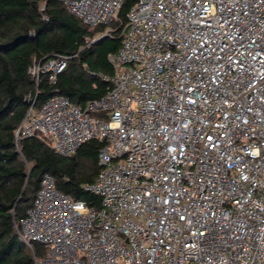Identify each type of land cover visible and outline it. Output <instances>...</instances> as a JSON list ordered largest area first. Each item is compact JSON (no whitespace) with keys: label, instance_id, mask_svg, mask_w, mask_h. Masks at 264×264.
<instances>
[{"label":"built area","instance_id":"2783aa9c","mask_svg":"<svg viewBox=\"0 0 264 264\" xmlns=\"http://www.w3.org/2000/svg\"><path fill=\"white\" fill-rule=\"evenodd\" d=\"M57 1L91 29L124 3ZM68 60L29 74L55 83ZM109 61L106 96L34 99L16 131L63 157L105 144L85 187L100 208L43 176L17 226L34 264H264V0H138Z\"/></svg>","mask_w":264,"mask_h":264},{"label":"trees","instance_id":"16d2710c","mask_svg":"<svg viewBox=\"0 0 264 264\" xmlns=\"http://www.w3.org/2000/svg\"><path fill=\"white\" fill-rule=\"evenodd\" d=\"M137 1L124 0L118 21L91 29L57 0H0V264H34L17 226L32 207L45 174L73 200L100 208V198L85 187L98 177L104 143L91 140L63 157L36 137L16 141V131L34 99L37 109L56 95L85 109L107 95L111 83L106 78L114 73L109 55L120 50L123 25ZM108 29L109 36L91 43ZM60 56L69 60L56 82L42 75L37 85L29 69ZM45 253L34 245L37 258Z\"/></svg>","mask_w":264,"mask_h":264},{"label":"water","instance_id":"95a60500","mask_svg":"<svg viewBox=\"0 0 264 264\" xmlns=\"http://www.w3.org/2000/svg\"><path fill=\"white\" fill-rule=\"evenodd\" d=\"M44 12H45V10H44ZM104 38H106V37L105 36L104 37H101L96 42H99V41L103 40Z\"/></svg>","mask_w":264,"mask_h":264}]
</instances>
